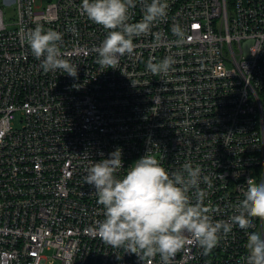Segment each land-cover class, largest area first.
I'll list each match as a JSON object with an SVG mask.
<instances>
[{
    "label": "built area",
    "instance_id": "2783aa9c",
    "mask_svg": "<svg viewBox=\"0 0 264 264\" xmlns=\"http://www.w3.org/2000/svg\"><path fill=\"white\" fill-rule=\"evenodd\" d=\"M166 3V18L109 68L94 51L107 30L81 14L82 0H0V264H142L98 236L103 208L84 182L117 147L124 168L149 148L169 172L202 166L214 220L235 213L248 178H264V0ZM129 15L142 19L139 0ZM37 24L63 34L76 77L40 68L24 40ZM165 56L175 60L166 75L147 70ZM252 224L264 235V220ZM247 232L234 226L207 254L186 234L170 264H245Z\"/></svg>",
    "mask_w": 264,
    "mask_h": 264
},
{
    "label": "clouds",
    "instance_id": "9594fccd",
    "mask_svg": "<svg viewBox=\"0 0 264 264\" xmlns=\"http://www.w3.org/2000/svg\"><path fill=\"white\" fill-rule=\"evenodd\" d=\"M136 2L82 0L81 14L107 30L101 44L94 48L102 67L115 68L121 56L133 52V38L147 35L156 21L167 16L166 0H139L143 17L129 23V10L136 7ZM172 31L176 43H181V26L174 25ZM24 40L45 73L59 69L71 77L78 75L77 66L63 58L61 32L37 24L24 32ZM174 63L172 56L158 62L149 57L146 68L153 75H166ZM121 169L125 172L118 175ZM85 171L84 182L95 190L97 203L103 208L104 218L96 222V233L108 246L135 254L142 264H152L157 255L161 264H170L184 246L186 234L207 254L234 226L247 232L253 218L264 220V178H248L235 213L227 220H214L213 209L205 205L208 193L201 187L204 184L210 188L212 180L199 164L186 162L182 169L169 172L149 148L124 168L122 149L117 147L107 158L90 163ZM245 247V264H264V235L247 232Z\"/></svg>",
    "mask_w": 264,
    "mask_h": 264
},
{
    "label": "rangeland",
    "instance_id": "374dc122",
    "mask_svg": "<svg viewBox=\"0 0 264 264\" xmlns=\"http://www.w3.org/2000/svg\"><path fill=\"white\" fill-rule=\"evenodd\" d=\"M47 1L48 0H39V4H41V3L42 4H46ZM6 11H7L8 19H10L13 16L14 12H15V11H13L12 7L7 8ZM13 124H14L15 127H20L22 125V123H21V113L16 115V119H14ZM254 176H255L256 180L258 181L259 180V175L257 173H254Z\"/></svg>",
    "mask_w": 264,
    "mask_h": 264
},
{
    "label": "trees",
    "instance_id": "16d2710c",
    "mask_svg": "<svg viewBox=\"0 0 264 264\" xmlns=\"http://www.w3.org/2000/svg\"><path fill=\"white\" fill-rule=\"evenodd\" d=\"M259 95H260V99H261L263 106H264V84H263V86L259 92Z\"/></svg>",
    "mask_w": 264,
    "mask_h": 264
}]
</instances>
